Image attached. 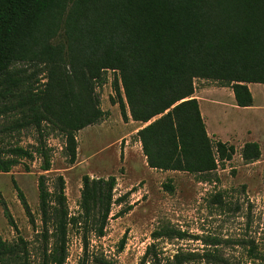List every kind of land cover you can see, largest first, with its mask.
<instances>
[{
	"label": "trees",
	"instance_id": "obj_1",
	"mask_svg": "<svg viewBox=\"0 0 264 264\" xmlns=\"http://www.w3.org/2000/svg\"><path fill=\"white\" fill-rule=\"evenodd\" d=\"M108 71L115 73L112 103L122 120L143 124L135 137L147 167L210 182L235 149L209 137L194 80L229 87L237 107L252 106L248 84L264 85V0H0V173L35 159L42 172L50 171L52 136L74 164L78 132L105 116L96 90ZM23 132L34 133V144L20 145ZM260 154L255 142L240 151L246 164ZM115 186L114 177L83 176L78 212L71 214L64 178L38 177L42 264H65L69 231L84 252L91 235L104 236L112 205L125 199L114 200ZM164 189L173 193L171 182ZM174 236L184 234L167 227L152 233L154 240ZM27 245L0 236V264H32ZM147 263L164 264L156 244L139 262ZM168 264L231 263L208 250L177 253Z\"/></svg>",
	"mask_w": 264,
	"mask_h": 264
},
{
	"label": "rangeland",
	"instance_id": "obj_2",
	"mask_svg": "<svg viewBox=\"0 0 264 264\" xmlns=\"http://www.w3.org/2000/svg\"><path fill=\"white\" fill-rule=\"evenodd\" d=\"M114 77L115 73L108 71L106 83L96 90L105 116L100 123L78 132L74 164L67 163L62 140L52 136L46 141L52 150L50 171L42 172L41 161L35 159L12 168L9 173H0L1 238L15 243L21 237L28 244L31 263L42 264L38 177L64 178L71 214L78 212L83 176L114 177V200L122 196L125 199L112 205L104 236L91 235L86 252L80 237L69 231L65 264H139L150 244H156L158 257L164 264L177 253L201 254L208 250H218L231 264H264V85L250 87L253 106L245 109L232 104L225 92L215 90L218 83L194 80L193 96L200 100L209 137L227 142L235 149L230 161L218 165L211 181L203 182L187 173L147 167L135 137L143 124L122 120L118 105L112 103L116 100L112 89ZM34 139L33 132H23L20 145L34 144ZM251 141L258 143L261 154L256 162L246 164L240 151ZM168 182L173 193L164 189ZM16 186L33 214L34 228ZM128 206L132 209L126 213ZM166 227L184 236L152 238L154 231ZM122 239L125 243L120 250Z\"/></svg>",
	"mask_w": 264,
	"mask_h": 264
},
{
	"label": "crops",
	"instance_id": "obj_3",
	"mask_svg": "<svg viewBox=\"0 0 264 264\" xmlns=\"http://www.w3.org/2000/svg\"><path fill=\"white\" fill-rule=\"evenodd\" d=\"M253 84H255V83H250V84H248V89H249V91H250V87L253 85ZM260 85H263V84H260ZM257 86H259V85H257ZM215 90H218V91H223V92H225L226 93V95H227V98L230 100V102L232 103V104H235V106H236V103H235V99H234V95H233V92H232V89L231 88H229V87H217ZM251 93V92H250ZM252 95V94H251ZM253 99V98H252ZM197 101H198V105H199V110H200V100H198V98H197ZM252 106H253V102H252ZM252 106H250V107H246L245 109H248V108H251ZM237 107V106H236ZM238 108H240V107H238ZM201 113V112H200ZM201 115H202V113H201ZM203 117V116H202ZM139 123V122H138ZM142 127V126H141ZM140 127V128H141ZM139 128V129H140ZM207 131V130H206ZM208 133V132H207ZM136 134V133H135ZM252 142V141H251ZM139 143V142H138ZM255 143H257V142H255ZM258 144V143H257ZM139 145H140V143H139ZM260 148V147H259Z\"/></svg>",
	"mask_w": 264,
	"mask_h": 264
}]
</instances>
